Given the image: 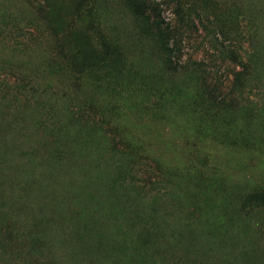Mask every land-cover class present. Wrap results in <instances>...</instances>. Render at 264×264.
Here are the masks:
<instances>
[{
  "label": "rangeland",
  "instance_id": "374dc122",
  "mask_svg": "<svg viewBox=\"0 0 264 264\" xmlns=\"http://www.w3.org/2000/svg\"><path fill=\"white\" fill-rule=\"evenodd\" d=\"M0 264H264V0H0Z\"/></svg>",
  "mask_w": 264,
  "mask_h": 264
}]
</instances>
